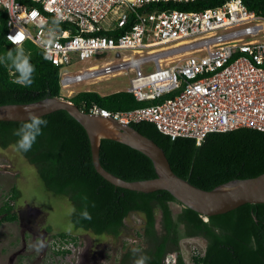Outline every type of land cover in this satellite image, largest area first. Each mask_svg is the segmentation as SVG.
Listing matches in <instances>:
<instances>
[{"label":"trees","instance_id":"obj_1","mask_svg":"<svg viewBox=\"0 0 264 264\" xmlns=\"http://www.w3.org/2000/svg\"><path fill=\"white\" fill-rule=\"evenodd\" d=\"M226 1L154 0L146 4L143 10L198 11L219 6ZM243 2L249 10L264 16V0ZM6 32L7 24L3 21L0 26V56L16 47L7 40ZM21 47L30 54L31 62L36 66L34 83L30 87L15 84V70L10 65L0 64V104L28 103L47 96H60L59 68L46 60L43 51L32 41H27ZM172 95L141 101L126 90L107 95L82 91L71 100L84 110L87 109L84 103H96L110 111H129L158 103ZM42 117L48 120L43 134L37 138L30 151L20 152L35 165L40 178L51 192L69 199L75 209L72 220L78 228L95 234L119 236L131 212L143 215V227L137 231L140 241L134 246L125 245L119 264H134V260L141 254L150 257L146 264H166L167 257L177 254L176 264H189L180 243L184 237H200L205 240V254L193 256V264H264V203H246L208 218L186 206L174 213L171 203L180 202L169 191L130 190L116 186L100 175L93 164L90 140L85 128L66 110H57ZM23 122L0 120L2 148L10 145L16 147L18 137L13 133ZM131 125L164 149L177 175L203 189L210 190L233 179L264 173V131L250 127L215 131L197 143L196 139L190 137L172 139L149 120L131 122ZM100 160L107 170L126 180L157 176L155 166L148 156L112 139H102ZM19 193L17 188H13L9 201L15 200ZM84 196L88 198L91 220L80 217ZM9 201L0 207V213L3 214L1 222H13L19 217ZM158 209L161 211L159 222ZM181 225L184 226L182 233L179 232ZM57 236L76 240V236L67 232H58ZM133 248L141 251L134 256ZM69 252V249L56 250V253L63 256Z\"/></svg>","mask_w":264,"mask_h":264},{"label":"built area","instance_id":"obj_2","mask_svg":"<svg viewBox=\"0 0 264 264\" xmlns=\"http://www.w3.org/2000/svg\"><path fill=\"white\" fill-rule=\"evenodd\" d=\"M152 1L0 0V26L6 21L11 44L9 35H19V46L30 40L39 47L59 68L61 87L129 75L130 86L123 90L138 100L174 94L129 111L84 103L85 112L128 124L149 120L172 139L190 137L197 143L215 131H264V16L243 0L198 11L143 10ZM58 15L63 17L60 32L50 38L48 29ZM109 50L128 53L74 73L64 71ZM148 64L153 70L144 67ZM78 93L68 89L65 96ZM53 243L56 250L69 249L73 240ZM191 253L189 264L205 250L193 247ZM166 264H176V256L167 257Z\"/></svg>","mask_w":264,"mask_h":264},{"label":"rangeland","instance_id":"obj_3","mask_svg":"<svg viewBox=\"0 0 264 264\" xmlns=\"http://www.w3.org/2000/svg\"><path fill=\"white\" fill-rule=\"evenodd\" d=\"M128 52L109 50L100 54L95 61H80L79 63L64 68L65 72L74 73L93 64L101 65L105 61H116ZM148 71L153 70L152 64L145 65ZM130 86L129 75L103 77L95 83H77L69 88H61V95L67 90L74 93L83 90L95 91L107 95L126 89ZM13 188L20 192L15 200H10ZM9 201L14 205L15 211H20L27 206L40 210L39 215L33 218V226L46 238L47 247L36 252L30 245L34 244L37 237L23 225L20 216L16 221L1 222L3 214L0 213V264H77L82 260V255L88 252L89 258L82 260L81 264H119V259L125 245L134 246L140 241L137 231L144 224V217L139 212H131L126 218V226L119 236L103 233L95 234L78 228L72 220L71 211L74 207L66 197L51 192L44 184L34 164L17 150L14 145L7 148L0 146V207ZM174 213L181 210V204L172 202ZM161 218V211L157 210V220ZM58 232H67L76 236L73 245H69L70 252L66 255L56 253L53 242L59 241ZM56 245V243H55ZM182 253L189 259L193 247L203 248L205 240L191 237L182 241ZM15 255L14 259L12 257ZM12 260V261H11Z\"/></svg>","mask_w":264,"mask_h":264},{"label":"water","instance_id":"obj_4","mask_svg":"<svg viewBox=\"0 0 264 264\" xmlns=\"http://www.w3.org/2000/svg\"><path fill=\"white\" fill-rule=\"evenodd\" d=\"M26 106H31V110L41 116L57 110H66L88 134L95 169L116 186L142 192L167 190L180 202L181 206L189 207L206 216L205 218L229 212L246 203H264V173L250 178L233 179L210 190L203 189L177 175L164 149L152 138L144 135L131 124L112 116L85 112L71 98L65 96H47L28 103L0 104V120H27ZM103 138L124 143L144 153L152 160L157 176L126 180L107 170L100 160Z\"/></svg>","mask_w":264,"mask_h":264},{"label":"clouds","instance_id":"obj_5","mask_svg":"<svg viewBox=\"0 0 264 264\" xmlns=\"http://www.w3.org/2000/svg\"><path fill=\"white\" fill-rule=\"evenodd\" d=\"M63 17L58 15L52 22V26L48 29V34L50 38H56L60 32L59 25ZM9 40L17 45L15 49H9L4 55L0 56V64H5L6 66H11L14 70L16 78L14 83L22 87H30L34 83V74L36 72V66L31 62L30 54L26 53L24 48L19 46V35L13 39L12 35H9ZM51 41L49 40L48 43ZM62 88V87H61ZM65 96V95H61ZM66 97V96H65ZM72 98V97H71ZM25 111L28 113V118L23 122L18 129L14 131V135L18 137L17 140V150L28 152L32 149L37 138L43 134V129L47 127L48 120L44 119L41 115L36 114V112L31 110V106H26ZM84 208L80 213V217L84 220H91L92 216L88 211V198L83 197ZM95 206L94 204L92 205ZM75 212L73 208L71 210ZM34 248L36 252H40L47 247L46 238L43 236H38L34 244L30 245ZM141 250L138 248H133L132 253L136 256ZM150 259L147 254H141L137 259L134 260V264H146Z\"/></svg>","mask_w":264,"mask_h":264},{"label":"flooded vegetation","instance_id":"obj_6","mask_svg":"<svg viewBox=\"0 0 264 264\" xmlns=\"http://www.w3.org/2000/svg\"><path fill=\"white\" fill-rule=\"evenodd\" d=\"M39 213H40V211H38V208H34L32 206H27L25 209L21 210L20 214H19L21 220L23 221V225L25 227H27L32 232L34 237H38V236H43L44 237V235L38 229H35V227L33 226L34 222L32 220H33V218H36L39 215ZM158 226H159V223H158ZM180 229H181L179 231L180 233L184 232V226L183 225H181ZM188 238H190V237L182 238L180 243L182 244V241L185 240V239H188ZM177 255H176V257H177ZM87 258H89L88 252H86L85 254L82 255V260L83 259L87 260ZM82 260L79 262V264L83 262Z\"/></svg>","mask_w":264,"mask_h":264}]
</instances>
